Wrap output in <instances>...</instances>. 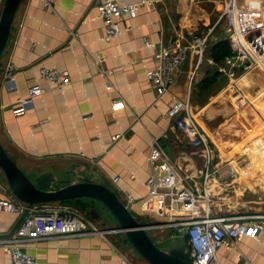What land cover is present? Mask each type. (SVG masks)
Here are the masks:
<instances>
[{
	"label": "crops",
	"instance_id": "obj_1",
	"mask_svg": "<svg viewBox=\"0 0 264 264\" xmlns=\"http://www.w3.org/2000/svg\"><path fill=\"white\" fill-rule=\"evenodd\" d=\"M97 1L21 0L0 58V140L8 154L32 180L43 172L53 173L57 187L82 178L103 180L132 212L166 223L161 227L168 238L180 236L170 222L208 212L245 220L262 213L264 175L253 172L232 178L228 163L240 156L237 147L264 132V73L260 71L264 70L253 66L260 73L250 70L245 75L251 77L237 81L239 70L236 77L227 72L228 66L222 71L224 60L216 63L207 56L206 44L201 62L195 50L189 51L163 96H157L146 76L155 64L157 48L172 44L179 35L199 33L202 25L211 23L212 8L220 15L222 0H202L213 3L209 9L200 0H156L155 7L142 5L135 18L119 20L123 31L110 41L104 39L106 20L99 15ZM238 3L247 16H264L260 0ZM42 67L67 71L71 83L49 84L40 76ZM213 68L219 74L204 88L202 81ZM35 82L45 91L24 113L16 114ZM235 92L245 100L241 107L235 103ZM188 95L191 114L207 138L209 166L205 157L191 152L188 138L167 117L175 100ZM113 102L123 106L115 110ZM116 134L122 136L114 140ZM156 139L198 197L193 212L181 210L179 204L174 210L164 206L162 211L148 213L142 209L145 181L152 172L148 156ZM21 217L0 213V238L11 234ZM98 230L34 240L25 250L44 264H135L133 258L140 255L132 246L129 255L110 240L107 234L114 231ZM164 235L151 238L164 246ZM218 258L221 264H264V233L221 246ZM8 261L0 245V264Z\"/></svg>",
	"mask_w": 264,
	"mask_h": 264
},
{
	"label": "built area",
	"instance_id": "obj_2",
	"mask_svg": "<svg viewBox=\"0 0 264 264\" xmlns=\"http://www.w3.org/2000/svg\"><path fill=\"white\" fill-rule=\"evenodd\" d=\"M155 1L98 0L96 8L99 15L106 20L104 39L110 41L117 38L123 31L120 19L135 18L140 6L155 7ZM222 2L219 21L225 23V33L230 30L229 36H225L229 39L231 54L225 58L224 65L220 69L225 71L226 66H229L227 72L231 73L230 75L234 74V77H236L235 70L247 71L253 66L264 70V29L253 33L256 26L249 27L243 24L240 15L244 10L240 8L238 0H222ZM3 3L4 0H0V9ZM207 38L208 34L190 37L179 35L172 44L157 48L154 53L155 64L146 70L147 79L154 86L157 96L161 97L169 92V87L175 81L176 73L187 59L190 50H195L198 61H202ZM146 44L155 47L152 42L146 41ZM40 76L57 87L71 83L69 73L57 68L42 67ZM108 88L111 86L108 85ZM44 91L41 84L37 82L32 84L28 95L20 100L22 106L15 109L16 114L24 113L25 108ZM234 97L238 106L245 104L244 98L238 92L234 93ZM112 106L116 110L123 104L113 102ZM167 117L173 120L175 127L188 138L191 152L205 157L209 166L210 150L207 138L191 114L189 95L185 100L176 99L168 109ZM121 136L122 134H116L113 139L117 140ZM238 153L240 156L233 158L231 163L236 166L240 160H244V165L236 168L229 164V174L232 178L250 175L253 172L264 175V138L255 135L242 145ZM256 157L262 160L261 167H251V161ZM148 159L152 172L145 181L147 194L141 201L142 209L148 213L158 209L162 211L164 206L174 210L175 205L179 204L181 210L193 212L198 197L182 175L180 166L169 157L158 139L154 141ZM114 180L117 181L118 177ZM11 212L18 213L22 217L11 234L0 238V245L9 255L8 264H44L25 250V245L34 240L99 232L88 220L68 207L54 203L28 206L11 194L0 193V213ZM169 224L177 228L178 234L187 240L191 264H221L218 258V250L221 246H230L244 236L257 238L259 234L264 233V214L253 215L245 220L243 216H217L208 212L201 217Z\"/></svg>",
	"mask_w": 264,
	"mask_h": 264
},
{
	"label": "water",
	"instance_id": "obj_3",
	"mask_svg": "<svg viewBox=\"0 0 264 264\" xmlns=\"http://www.w3.org/2000/svg\"><path fill=\"white\" fill-rule=\"evenodd\" d=\"M21 0H4L0 11V58L7 45L13 20ZM230 30L225 35L229 36ZM12 74V71L10 72ZM0 169L11 194L28 206L50 205L73 199L90 198L100 202L116 223L101 231L121 232L128 243L150 264H191V253L183 236L168 238L164 246L155 243L148 228L164 226L162 222H143L137 219L117 192L103 180L82 178L63 186H54L56 176L43 172L32 180L8 154L0 140ZM93 217H98L92 212Z\"/></svg>",
	"mask_w": 264,
	"mask_h": 264
},
{
	"label": "rangeland",
	"instance_id": "obj_4",
	"mask_svg": "<svg viewBox=\"0 0 264 264\" xmlns=\"http://www.w3.org/2000/svg\"><path fill=\"white\" fill-rule=\"evenodd\" d=\"M253 2H256V1H253ZM200 5L209 9L210 6L213 5V3L200 0ZM239 5L242 7V5L240 3H239ZM259 5H260L259 9H264V3L262 2V0H260ZM259 5H257V7H259ZM212 9L209 12V13H211V15H210L211 16V23L208 26L202 25L201 28L199 29V33H192V35H194V36H196V35H198V36L203 35L204 36V35L208 34L207 42H209V43L213 42L214 39L224 38L225 37V27H226L225 23L222 20L219 21V16H218L217 12L214 10L212 11ZM0 11H1V9H0ZM240 16H241V20L243 21V24H246L245 26H249V27L250 26H256L255 31L253 33L259 31L260 29H264V19H263L264 16H262L261 14H255L254 16H252L250 14V16H246L243 13ZM201 22H203V21H201ZM214 27L216 28V30L214 29ZM185 35L187 37L192 36V35L186 34V33H185ZM205 54H206V51H205ZM228 68H229V66H228ZM248 71H250L251 73H252V71H256L258 73H260V71H261L264 73V71H262V70L259 71L257 68H254V67H251L247 71L242 69V70L237 71V73L239 74V77L237 76L236 80L238 81V78H241L243 80H247L246 78L251 77V75H252V74L245 75V73H247ZM244 75H245V77H242ZM257 76H258V74H257ZM239 81H242V80H239ZM191 104H192V101H191ZM256 135H259L262 138H264V132H261V133L258 132V133H256ZM243 144L244 143H242L239 147H237V149L239 151H241ZM239 162L241 164L239 163L238 165H240V166L244 165V160H240ZM229 164L234 166L233 165L234 163L232 164V163H230V161L228 163V166H229ZM238 165H236L234 167L238 168ZM259 176H262V175L259 174ZM0 193L2 195H10L11 194L9 187H8V184H7V181H6V178H5V175L1 169H0ZM82 200L83 201H69V202H60V203L56 202L55 204L59 205V206L68 207L70 210L74 211L75 213H78L79 215L84 217L86 220L91 221L93 223L92 225L94 227H96L97 229L108 228V227H112L115 224H117L115 219L111 215V213L100 202H98L94 199H90V198L82 199ZM80 202H85L87 204V206H85V207L81 206ZM92 212H95L98 217L97 218L93 217ZM134 214L137 217V219L140 221H143V222H152L153 221V219L150 216H147L145 214L144 215L138 214V213H134ZM257 214H264V211L262 213L261 212L256 213V215ZM162 229H163L162 227L148 228L147 231L152 238L158 239L159 236H162L165 233L164 229L163 230ZM171 232H173V231H171ZM171 232H170V234H171ZM107 235L110 237L111 241L115 242L116 245H118L120 247V249H122L123 251H125L129 255L131 254L130 250L132 247H131V245H129V243L126 240L123 233L113 232V233H109ZM168 237H169V235L163 236L164 239H167ZM133 262L135 264H148L144 259L140 258L138 255H136V257L133 258Z\"/></svg>",
	"mask_w": 264,
	"mask_h": 264
},
{
	"label": "trees",
	"instance_id": "obj_5",
	"mask_svg": "<svg viewBox=\"0 0 264 264\" xmlns=\"http://www.w3.org/2000/svg\"><path fill=\"white\" fill-rule=\"evenodd\" d=\"M206 53L207 56L211 57L216 63H220L225 58L231 54V49L229 45V39L225 36L224 38L217 39L211 43H207L206 47ZM216 74H219L214 68L212 70H209L207 72V77L202 81L203 86L209 87L210 84L212 83V79L217 76ZM238 75V74H237ZM225 78L223 77V80ZM71 201H83L82 199H76V200H71ZM69 202V201H67ZM81 206H87L85 202H80Z\"/></svg>",
	"mask_w": 264,
	"mask_h": 264
},
{
	"label": "bare ground",
	"instance_id": "obj_6",
	"mask_svg": "<svg viewBox=\"0 0 264 264\" xmlns=\"http://www.w3.org/2000/svg\"><path fill=\"white\" fill-rule=\"evenodd\" d=\"M258 166L259 167L262 166V160L259 157H256L254 160L251 161V167H258ZM260 183H263L262 180H260Z\"/></svg>",
	"mask_w": 264,
	"mask_h": 264
}]
</instances>
